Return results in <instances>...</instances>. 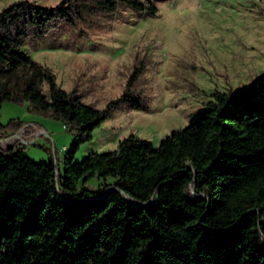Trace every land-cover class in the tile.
<instances>
[{"label": "trees", "instance_id": "16d2710c", "mask_svg": "<svg viewBox=\"0 0 264 264\" xmlns=\"http://www.w3.org/2000/svg\"><path fill=\"white\" fill-rule=\"evenodd\" d=\"M89 1L156 11L152 0ZM80 4L14 0L0 9V105L27 101L73 133L61 166L0 146V264H264V71L213 90L157 145L129 134L75 160L121 102L146 108L130 89L141 65L97 108L23 50L27 37L73 24ZM22 123H0V138ZM93 178L103 183L91 188Z\"/></svg>", "mask_w": 264, "mask_h": 264}, {"label": "rangeland", "instance_id": "374dc122", "mask_svg": "<svg viewBox=\"0 0 264 264\" xmlns=\"http://www.w3.org/2000/svg\"><path fill=\"white\" fill-rule=\"evenodd\" d=\"M12 1L0 0V9ZM29 1L53 6L60 0ZM84 1L73 24L27 37L23 50L49 67L63 88L77 89L84 102L97 108L119 96L128 75L141 65L130 89L146 108L121 102L79 144L75 160L91 150L115 149L129 134L157 145L184 127L213 90L247 85L264 71V0H152L153 14L123 5L109 12ZM9 119L44 128L48 135L17 144L30 158L52 155L61 166L73 133L59 120L32 110L27 101H4L0 123ZM102 183L93 178L88 185Z\"/></svg>", "mask_w": 264, "mask_h": 264}, {"label": "built area", "instance_id": "2783aa9c", "mask_svg": "<svg viewBox=\"0 0 264 264\" xmlns=\"http://www.w3.org/2000/svg\"><path fill=\"white\" fill-rule=\"evenodd\" d=\"M48 135L44 128L35 126L33 123H24L17 131L9 136L0 139V146L7 148L8 146L19 147V143L33 142L39 135ZM18 143V144H17Z\"/></svg>", "mask_w": 264, "mask_h": 264}, {"label": "water", "instance_id": "95a60500", "mask_svg": "<svg viewBox=\"0 0 264 264\" xmlns=\"http://www.w3.org/2000/svg\"><path fill=\"white\" fill-rule=\"evenodd\" d=\"M1 139V138H0ZM11 146H8L7 148H10Z\"/></svg>", "mask_w": 264, "mask_h": 264}, {"label": "crops", "instance_id": "0c3cea01", "mask_svg": "<svg viewBox=\"0 0 264 264\" xmlns=\"http://www.w3.org/2000/svg\"><path fill=\"white\" fill-rule=\"evenodd\" d=\"M66 148L65 146L63 147V149Z\"/></svg>", "mask_w": 264, "mask_h": 264}]
</instances>
